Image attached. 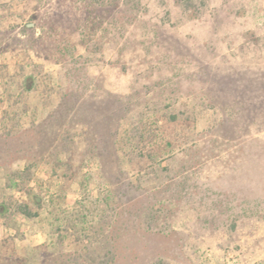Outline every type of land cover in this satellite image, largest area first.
Returning a JSON list of instances; mask_svg holds the SVG:
<instances>
[{"label":"trees","instance_id":"obj_1","mask_svg":"<svg viewBox=\"0 0 264 264\" xmlns=\"http://www.w3.org/2000/svg\"><path fill=\"white\" fill-rule=\"evenodd\" d=\"M62 2L59 9L76 14L73 27L76 40L71 44L69 40L62 41L66 47H59L61 39L54 32H47L45 21L41 24L42 33L28 40L26 46L28 50L31 47L36 57L58 65V72L65 79L58 75L47 82L31 75L36 80L30 85H25L21 78L0 79V171H4L3 180L0 179V207L6 209L5 212L0 208V219H7V227H13L8 220L17 215L32 220L48 210V219L53 218L56 224L58 239L78 246L73 253L57 250L40 264H116L120 238L123 231H129L127 222L135 218L137 210L147 213L142 218L147 225L142 227L146 233L156 225L160 213H167L168 220L199 206L207 211L204 221L211 231L220 227L236 229L240 221L252 217L247 216L249 211L254 219L263 221L264 138L251 128L254 124L259 125V130L264 126V76L258 75L257 80L220 81L218 86L211 81L196 86L190 83L194 80H187L183 86L174 84L167 93V113L156 120H140L135 128L128 119L129 102L108 91L89 100L90 87L93 90L97 87L86 84L82 75L89 52L103 53L114 48L117 58L108 63L126 65L128 60L122 58L128 41L126 32L139 20L141 2ZM50 36L52 39L48 40ZM50 43L55 45L54 49L49 47ZM41 44H46V48L39 47ZM17 63L19 73L32 65L24 58ZM227 84L235 85L232 90L237 92L228 93ZM248 86L252 95L246 97L242 92ZM32 90L45 96L41 98L42 106H30L28 97ZM87 105H92L91 113L99 115L108 126L109 138L117 146L113 150L100 149L93 143L83 150L73 145L71 120L83 135L79 142L90 137L86 136V127L95 115L88 111ZM208 109L218 119L200 130V118ZM24 118H28V126L23 123ZM151 123H159V128H147ZM48 135L51 143L43 150L40 147ZM165 157L167 185L160 182L143 188V177L133 174V166L152 164L155 172L152 180ZM208 161L221 165L216 178L205 179L201 175ZM15 162L23 165L14 168ZM45 165L48 168L43 170ZM39 171H45L44 176ZM229 173L233 175L232 186L242 187L246 192L243 196L226 190L225 175ZM74 184L81 196L69 205L66 197ZM94 188L99 193L97 197ZM12 191L28 198L18 200L11 194L7 197ZM100 209L104 214L99 217L94 211ZM89 233L102 236L99 248L90 244L86 238ZM7 239L8 236L5 243ZM7 251L0 253V264H30L29 259L19 256L13 243Z\"/></svg>","mask_w":264,"mask_h":264},{"label":"rangeland","instance_id":"obj_2","mask_svg":"<svg viewBox=\"0 0 264 264\" xmlns=\"http://www.w3.org/2000/svg\"><path fill=\"white\" fill-rule=\"evenodd\" d=\"M139 1L140 18L126 32L128 41L122 55L123 61L128 60L126 65L122 62L108 63V60L117 58L114 48L103 53L89 52L84 60L86 68L82 75L86 84L97 87V90L90 87L89 100L108 91L117 99L129 102L130 125L136 128L140 120H156L167 113V93L177 84L183 86L187 80H194L190 83L196 86L209 81L218 86L222 83L220 81L257 80L258 75L264 76V0ZM188 2H192V5ZM62 4V0H0L1 80L21 78L25 85H30L36 80L31 75L47 82L62 75L58 72V65L36 57L31 47L28 50L26 46L28 40L42 33L41 24L45 21L48 22L47 32H54L61 39V44L62 41L69 40L71 44L76 40L77 35L73 30L76 14L59 9ZM49 25L54 29L51 30V27L49 30ZM61 44L58 46L66 47V43ZM39 47L46 48V44ZM49 47L54 49L55 45L50 43ZM22 58L32 65L19 73L16 65ZM62 78L65 79L64 75ZM234 86L227 84V92H237V89L232 90ZM40 92H30L28 99L31 107L42 106L41 98L45 96ZM242 94L246 97L252 95L251 86L245 87ZM52 99L56 103L54 96ZM91 107L87 105L90 113ZM92 115L95 116L86 127V136L90 137L85 142H79L83 135L71 120L73 145L83 150L93 143L100 149L113 150L117 146L109 138L108 126L103 124L99 115ZM216 119L218 115L212 109L206 110L200 118L199 129L209 127ZM23 123L28 126V118H24ZM158 126L159 123H151L147 128L155 130ZM260 128L254 124L251 129L254 134L264 138V126ZM50 139L48 135L40 148L44 150L49 146ZM211 161L202 170L201 175L205 179L216 178L222 170L218 162ZM22 165V162H15L14 168ZM46 168L48 165L43 170ZM157 168L158 172L152 180L155 173L152 164H135L133 174L143 177V188L154 187L160 182L167 185V157ZM44 172L39 171L38 174L44 176ZM3 173L1 170L0 179ZM148 173L150 175L146 177ZM232 176L231 173L225 175L226 190L243 196L246 192L242 187L232 186ZM92 190L94 197H97V189ZM10 194L18 200L28 198L19 191L8 192L7 197ZM164 194L167 196V191ZM80 196L78 186L74 184L67 193L66 202L72 205ZM0 208L6 212L3 206ZM94 212L99 217L104 214L102 209ZM206 213V209L199 206L186 209L167 220V213L162 212L151 232L146 233L142 227L146 228L147 225L142 218L147 213L135 211V218L127 222L129 231H123L120 238V254L116 264H264V220L254 219L249 211L247 216L252 217L245 222L240 221L236 229L220 227L211 231L204 221ZM48 215V210H44L40 218L32 220L17 215L8 220L13 227H7V219H0V253H7L13 243L19 256L29 259L30 264H40L57 250L71 253L77 250L76 243L58 239L56 224L53 218L48 219ZM101 237L89 233L86 238L90 244L93 243L91 245L99 248Z\"/></svg>","mask_w":264,"mask_h":264}]
</instances>
